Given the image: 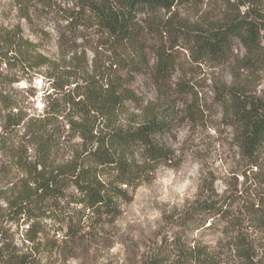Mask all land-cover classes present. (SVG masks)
I'll return each instance as SVG.
<instances>
[{"label": "trees", "instance_id": "16d2710c", "mask_svg": "<svg viewBox=\"0 0 264 264\" xmlns=\"http://www.w3.org/2000/svg\"><path fill=\"white\" fill-rule=\"evenodd\" d=\"M73 1L64 16L68 27L97 34L108 54L91 72L79 59L72 67L59 65L39 51L38 43L0 26V132L10 135L23 126L35 148L32 157L10 149V161L22 176L9 189L4 219L23 226L22 242L16 244L0 227V264H49L60 253L76 256L79 247L115 222L144 180L173 160L167 142L177 113L172 96H185L189 110L197 100L191 88L168 85L176 67L173 54L181 49L197 63L228 66L232 83L214 82L213 101L262 193L235 187L198 196L174 222L181 231L132 264H264V88L256 92L264 82L262 0H216L226 4V12L195 22L178 10L200 0ZM84 36L58 35V43ZM235 40L244 50L240 58ZM42 67L49 82L45 113L27 118L28 96L13 84ZM138 75L149 78L156 99L137 91ZM59 116L65 124H58ZM65 125L79 138L67 158L61 157ZM242 174L246 182L247 171ZM199 230L213 232L216 239L189 235Z\"/></svg>", "mask_w": 264, "mask_h": 264}, {"label": "rangeland", "instance_id": "374dc122", "mask_svg": "<svg viewBox=\"0 0 264 264\" xmlns=\"http://www.w3.org/2000/svg\"><path fill=\"white\" fill-rule=\"evenodd\" d=\"M73 7V0H0V26L18 31L38 43L39 51L59 65L72 67L79 59L91 72L94 62L98 66L105 64L108 54L99 46L97 36H93L97 34L90 31L72 32L68 27L64 16ZM226 9V4L220 1L200 0L196 5L179 9L178 13L195 22L203 18L216 20ZM261 11L264 13V0ZM58 35L86 36L64 45L58 43ZM234 54L239 58L244 54L238 40L234 42ZM173 56L176 67L168 85L176 88L178 84L174 85L179 83L186 89L191 88L197 97L189 110L186 102L182 101L183 97L187 99L185 96H172L176 100L177 113L175 126L167 142L174 150L173 160L168 165L158 167L151 178L144 180L133 191L132 200L121 205V213L115 222L94 240L79 247L76 256L65 257L60 253L49 264H132L155 249L156 245L164 243L165 239L169 240L173 233L181 231L174 222L198 196L210 191L221 194L235 187H244L251 195L262 193L261 187L258 189L252 184V174L233 144L232 131L221 120V110L213 101L214 82L226 85L232 83L228 66L212 67L210 64L197 63L189 59L182 49ZM149 57L151 64L154 57ZM262 75L264 78V73ZM47 76L48 69L42 67L19 75L18 81L13 84V87L28 96L27 118L42 117L45 113L44 91L49 85ZM246 78L247 74L242 72L240 81ZM135 86L143 98L152 100L158 97L151 81L144 75L136 76ZM263 88L264 82L256 88V92L260 93ZM62 118H58L59 125L66 123ZM63 130L61 140L64 148L61 157L67 158L71 155L70 147L78 143L79 138L69 131L67 125ZM23 134V126L10 135L0 132V227L8 229L18 245L22 242L23 226L16 222H6L4 218L7 214L9 189L22 176L10 161V149L20 148L30 157L34 155L33 144ZM244 170L249 176L246 182L242 174ZM189 235L206 241L216 239L213 232L201 234L200 230Z\"/></svg>", "mask_w": 264, "mask_h": 264}]
</instances>
